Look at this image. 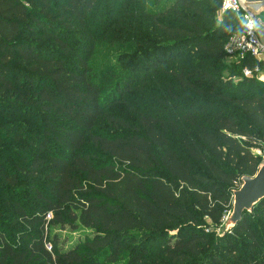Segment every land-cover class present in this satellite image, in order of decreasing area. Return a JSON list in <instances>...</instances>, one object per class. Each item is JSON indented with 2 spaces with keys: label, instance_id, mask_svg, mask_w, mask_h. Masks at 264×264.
Masks as SVG:
<instances>
[{
  "label": "trees",
  "instance_id": "trees-1",
  "mask_svg": "<svg viewBox=\"0 0 264 264\" xmlns=\"http://www.w3.org/2000/svg\"><path fill=\"white\" fill-rule=\"evenodd\" d=\"M106 1L0 0V264H264V200L230 232L213 230L260 164L252 150L264 155V80L242 75L264 62L247 55L227 77L220 67L240 17L220 14L221 0H165L151 12L119 0L145 18L143 64L167 63L184 98L107 136L96 120L135 80L104 92L91 64L86 22ZM19 140L17 159L8 151ZM9 215L15 226L1 220ZM51 225L81 231L66 244Z\"/></svg>",
  "mask_w": 264,
  "mask_h": 264
},
{
  "label": "rangeland",
  "instance_id": "rangeland-1",
  "mask_svg": "<svg viewBox=\"0 0 264 264\" xmlns=\"http://www.w3.org/2000/svg\"><path fill=\"white\" fill-rule=\"evenodd\" d=\"M118 1L107 0L88 18L85 30V33L90 31V36L87 38L93 42L91 64L104 76L102 78V84L105 86L104 92L112 90L116 82H120L123 78L129 77L135 80L134 87L127 92L125 99L116 103H108L105 114L96 120L93 130L100 135L107 136L121 132L124 124L133 127L137 113L157 115L156 113L164 105H167L168 96L171 94L178 100L184 98L177 85L170 81L164 71L168 68L167 63L157 67L143 64L144 56L148 54L147 50L144 49L146 45L143 43V37H146L145 18L140 17L139 14L128 15L123 13ZM156 1H158V5H154ZM156 1L145 0V12H151L162 7L165 0ZM130 2L133 3L132 6H135L137 0ZM258 18L260 21H264V13L259 14ZM74 38H76L77 43L86 40V36ZM185 56L182 55L181 59H184ZM235 62L236 59L232 57H225L220 62L222 76H230V67L234 66L233 63ZM184 66L186 68L197 67L195 61L191 59H187ZM138 75L143 77L138 80ZM256 78L258 80L264 79V72L257 75ZM22 121L25 122L24 119ZM8 141L12 142L11 140ZM168 141L175 153L188 162L178 140L169 136ZM23 144L25 143L19 140L15 143L19 146L18 150L8 151V153L17 159L26 156L27 151L23 150ZM88 147H90L89 142L85 144L84 148ZM252 152L260 157V163H264V155L259 150H252ZM19 191H16V196H19ZM3 219L6 223H12V226L17 224L14 219L10 218V215L1 218V220ZM213 230L217 235L224 232V228ZM80 231V227L72 231L68 227L60 228L57 225H51L48 226L47 234L49 236L56 234L60 240L67 239L66 244H69L75 241Z\"/></svg>",
  "mask_w": 264,
  "mask_h": 264
},
{
  "label": "built area",
  "instance_id": "built-area-1",
  "mask_svg": "<svg viewBox=\"0 0 264 264\" xmlns=\"http://www.w3.org/2000/svg\"><path fill=\"white\" fill-rule=\"evenodd\" d=\"M220 14L223 12H231L240 17L243 26V32L232 35L228 38L224 45L226 57H232L240 60L249 55L260 61V57L264 56V44L260 43L255 32L254 14L264 12V3L260 5L246 6L240 0H221ZM262 70L259 67L253 69L244 68L242 75L249 77L252 74L259 75ZM227 216L223 217V222ZM48 248V247H47Z\"/></svg>",
  "mask_w": 264,
  "mask_h": 264
},
{
  "label": "water",
  "instance_id": "water-1",
  "mask_svg": "<svg viewBox=\"0 0 264 264\" xmlns=\"http://www.w3.org/2000/svg\"><path fill=\"white\" fill-rule=\"evenodd\" d=\"M240 2L246 6H253L264 3V0H240ZM261 200H264V163H260L253 176L241 177L240 185L232 191L231 211L224 222V232H230L240 221L242 213H250L253 206Z\"/></svg>",
  "mask_w": 264,
  "mask_h": 264
},
{
  "label": "crops",
  "instance_id": "crops-1",
  "mask_svg": "<svg viewBox=\"0 0 264 264\" xmlns=\"http://www.w3.org/2000/svg\"><path fill=\"white\" fill-rule=\"evenodd\" d=\"M261 13H264V12H261ZM261 13L254 14L255 32H256V35L260 43L264 44V21H260L258 18V15ZM260 61L264 62V56L260 57ZM262 72H264V69H262ZM261 80H264V79H261Z\"/></svg>",
  "mask_w": 264,
  "mask_h": 264
}]
</instances>
